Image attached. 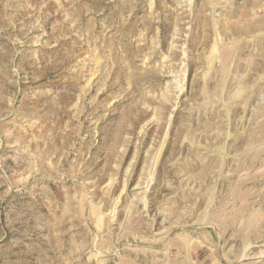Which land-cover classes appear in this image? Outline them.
<instances>
[{"label":"rangeland","instance_id":"obj_1","mask_svg":"<svg viewBox=\"0 0 264 264\" xmlns=\"http://www.w3.org/2000/svg\"><path fill=\"white\" fill-rule=\"evenodd\" d=\"M264 264V0H0V264Z\"/></svg>","mask_w":264,"mask_h":264},{"label":"water","instance_id":"obj_2","mask_svg":"<svg viewBox=\"0 0 264 264\" xmlns=\"http://www.w3.org/2000/svg\"><path fill=\"white\" fill-rule=\"evenodd\" d=\"M241 262H238V263H236V264H240Z\"/></svg>","mask_w":264,"mask_h":264}]
</instances>
